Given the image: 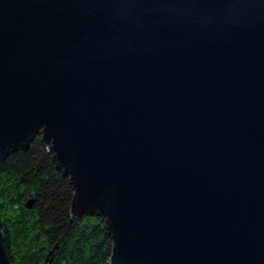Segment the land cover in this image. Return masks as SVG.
Instances as JSON below:
<instances>
[{"label":"water","instance_id":"obj_1","mask_svg":"<svg viewBox=\"0 0 264 264\" xmlns=\"http://www.w3.org/2000/svg\"><path fill=\"white\" fill-rule=\"evenodd\" d=\"M38 133L109 264H264V0H0V159Z\"/></svg>","mask_w":264,"mask_h":264},{"label":"trees","instance_id":"obj_2","mask_svg":"<svg viewBox=\"0 0 264 264\" xmlns=\"http://www.w3.org/2000/svg\"><path fill=\"white\" fill-rule=\"evenodd\" d=\"M32 145L33 152L21 148L0 159V228L14 264H109L113 242L102 218L72 216L70 179L56 168L41 133Z\"/></svg>","mask_w":264,"mask_h":264},{"label":"rangeland","instance_id":"obj_3","mask_svg":"<svg viewBox=\"0 0 264 264\" xmlns=\"http://www.w3.org/2000/svg\"><path fill=\"white\" fill-rule=\"evenodd\" d=\"M84 211H85V210H84ZM84 211H83V212H84Z\"/></svg>","mask_w":264,"mask_h":264}]
</instances>
